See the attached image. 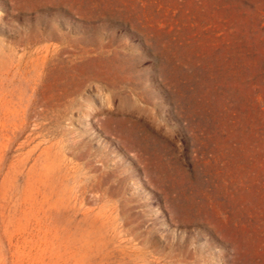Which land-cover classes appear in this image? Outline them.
<instances>
[{"label": "rangeland", "instance_id": "rangeland-1", "mask_svg": "<svg viewBox=\"0 0 264 264\" xmlns=\"http://www.w3.org/2000/svg\"><path fill=\"white\" fill-rule=\"evenodd\" d=\"M0 264H264V0H0Z\"/></svg>", "mask_w": 264, "mask_h": 264}, {"label": "bare ground", "instance_id": "bare-ground-1", "mask_svg": "<svg viewBox=\"0 0 264 264\" xmlns=\"http://www.w3.org/2000/svg\"><path fill=\"white\" fill-rule=\"evenodd\" d=\"M10 70V69H9ZM14 70V69H13ZM8 72V71H7ZM8 74V73H7ZM11 75H12V73H11ZM10 77V76H9ZM44 78V77H43ZM28 80V79H27ZM33 81V80H32ZM37 81V80H36ZM38 81H39V79H38ZM42 83V82H41ZM36 85V84H35ZM37 86V85H36ZM25 141V140H24Z\"/></svg>", "mask_w": 264, "mask_h": 264}]
</instances>
